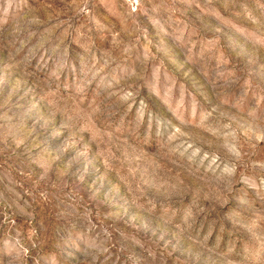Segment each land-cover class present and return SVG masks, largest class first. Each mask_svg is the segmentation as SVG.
Returning <instances> with one entry per match:
<instances>
[{
	"label": "rangeland",
	"instance_id": "rangeland-1",
	"mask_svg": "<svg viewBox=\"0 0 264 264\" xmlns=\"http://www.w3.org/2000/svg\"><path fill=\"white\" fill-rule=\"evenodd\" d=\"M0 264H264V0H0Z\"/></svg>",
	"mask_w": 264,
	"mask_h": 264
}]
</instances>
